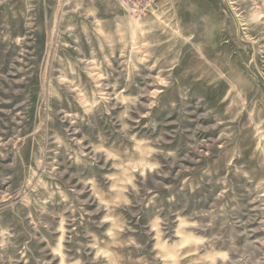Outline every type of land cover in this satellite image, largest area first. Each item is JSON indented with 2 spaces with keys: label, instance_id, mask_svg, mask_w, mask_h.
<instances>
[{
  "label": "rangeland",
  "instance_id": "1",
  "mask_svg": "<svg viewBox=\"0 0 264 264\" xmlns=\"http://www.w3.org/2000/svg\"><path fill=\"white\" fill-rule=\"evenodd\" d=\"M0 0V264H262L264 0Z\"/></svg>",
  "mask_w": 264,
  "mask_h": 264
},
{
  "label": "built area",
  "instance_id": "2",
  "mask_svg": "<svg viewBox=\"0 0 264 264\" xmlns=\"http://www.w3.org/2000/svg\"><path fill=\"white\" fill-rule=\"evenodd\" d=\"M117 5L123 9L130 20H136L150 15L156 8L158 0H115ZM261 240L263 250L261 253L262 264H264V220L261 223Z\"/></svg>",
  "mask_w": 264,
  "mask_h": 264
},
{
  "label": "bare ground",
  "instance_id": "3",
  "mask_svg": "<svg viewBox=\"0 0 264 264\" xmlns=\"http://www.w3.org/2000/svg\"><path fill=\"white\" fill-rule=\"evenodd\" d=\"M263 221V220H262ZM262 222H260V224H261Z\"/></svg>",
  "mask_w": 264,
  "mask_h": 264
}]
</instances>
